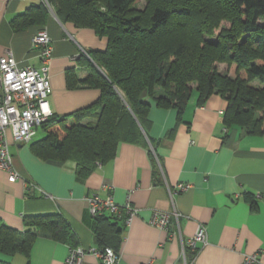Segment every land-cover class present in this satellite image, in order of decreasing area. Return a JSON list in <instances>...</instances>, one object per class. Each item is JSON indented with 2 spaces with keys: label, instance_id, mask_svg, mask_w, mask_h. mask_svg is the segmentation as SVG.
<instances>
[{
  "label": "crops",
  "instance_id": "1",
  "mask_svg": "<svg viewBox=\"0 0 264 264\" xmlns=\"http://www.w3.org/2000/svg\"><path fill=\"white\" fill-rule=\"evenodd\" d=\"M40 1L0 0V54L10 50L19 65L39 68L31 38L40 27L14 31L11 20ZM43 28L53 43L48 96L52 113L68 114L88 106L99 89H69L66 70L73 67L83 78L89 70L78 59L79 52L104 49L106 38L89 27L60 22L53 12ZM225 108L226 100L218 94L198 104L194 91L178 122L175 108L158 107L150 100L146 144L119 143L114 157L83 180L76 178L75 162H45L32 153L30 142L15 143L8 136L20 178L9 181L0 169V219L22 230L25 216L61 214L75 233V246L97 247L86 197L111 195L116 203L129 201L138 209L124 226L118 264H184L183 251L186 264H241L245 254L264 249V134L225 126ZM178 184L188 187L182 190ZM154 209H175L180 216L177 221L171 217L164 230L149 223ZM197 224L205 226L207 241L198 244L191 258L184 244ZM69 247L74 246L38 236L27 256L0 254V261L64 264ZM82 264L100 262L87 254Z\"/></svg>",
  "mask_w": 264,
  "mask_h": 264
},
{
  "label": "trees",
  "instance_id": "2",
  "mask_svg": "<svg viewBox=\"0 0 264 264\" xmlns=\"http://www.w3.org/2000/svg\"><path fill=\"white\" fill-rule=\"evenodd\" d=\"M139 2L41 0L11 20L14 31L41 28L53 12L60 22L106 38L104 49L79 55L89 70L83 78L73 67L66 70L69 89L97 88V99L68 114L52 113L39 127L44 135L29 141L45 162H75L78 180L110 161L119 143L146 144L150 100L175 108L179 122L194 91L198 104L218 94L226 100L225 126L264 134V0H143L142 7ZM217 63H225L226 71L218 72ZM124 219L93 216L98 248L119 253ZM38 236L78 243L61 214H35L23 218L22 230L0 219V254L27 256Z\"/></svg>",
  "mask_w": 264,
  "mask_h": 264
},
{
  "label": "built area",
  "instance_id": "3",
  "mask_svg": "<svg viewBox=\"0 0 264 264\" xmlns=\"http://www.w3.org/2000/svg\"><path fill=\"white\" fill-rule=\"evenodd\" d=\"M45 1V0H44ZM31 44L38 50L39 68L30 64L19 65L10 50L0 54V169L8 174V180L20 178L15 170L9 150L8 136L15 143L26 144L36 134L37 128L51 115L48 96L51 93L49 66L52 59L53 43L46 28H40L31 38ZM88 57L85 50L79 52ZM182 190L188 185L178 184ZM90 215H120L124 214L125 226L138 213L129 201L116 203L111 195L104 198L97 194L86 197ZM180 213L175 209H154L149 223L158 228L168 230L171 217L178 220ZM171 234V233H170ZM207 241L206 228L197 224L194 234L185 242L189 252H197L198 244ZM87 254L97 258L100 264H118L119 254L109 246L98 247H69L64 264H82ZM193 255L191 257L193 258ZM184 264H186L183 251ZM0 264H10L0 261ZM147 264H152L149 261ZM241 264H264V249L245 254Z\"/></svg>",
  "mask_w": 264,
  "mask_h": 264
},
{
  "label": "rangeland",
  "instance_id": "4",
  "mask_svg": "<svg viewBox=\"0 0 264 264\" xmlns=\"http://www.w3.org/2000/svg\"><path fill=\"white\" fill-rule=\"evenodd\" d=\"M142 5H143V0H140V2H139V4H138V6L139 7H142ZM229 25L228 23H226V22H222V25ZM218 32V29L215 31V33H217ZM214 38V37H213ZM216 69L218 70V72H224V71H226V64L225 63H217L216 64ZM100 71H103V69H100ZM104 72V71H103ZM252 84L253 85H257L258 83H257V81L256 80H254V81H252ZM42 135H44V132L41 130V128H37V133H36V135L34 136L35 138H39V137H41Z\"/></svg>",
  "mask_w": 264,
  "mask_h": 264
}]
</instances>
